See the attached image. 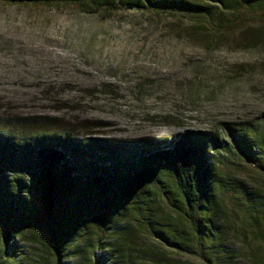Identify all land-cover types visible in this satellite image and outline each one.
Listing matches in <instances>:
<instances>
[{"label":"trees","instance_id":"trees-1","mask_svg":"<svg viewBox=\"0 0 264 264\" xmlns=\"http://www.w3.org/2000/svg\"><path fill=\"white\" fill-rule=\"evenodd\" d=\"M74 6L109 17L121 10L180 15L215 36L264 24V0H0ZM236 11L232 21L222 20ZM39 125V124H37ZM257 126L172 137L112 138L43 125L0 130V264H23L26 241L42 264H133V228L203 264H233L222 213H244L253 237L264 201L240 179L243 161L264 170ZM241 165V166H239ZM163 257V256H162Z\"/></svg>","mask_w":264,"mask_h":264},{"label":"rangeland","instance_id":"rangeland-1","mask_svg":"<svg viewBox=\"0 0 264 264\" xmlns=\"http://www.w3.org/2000/svg\"><path fill=\"white\" fill-rule=\"evenodd\" d=\"M225 121L257 126L264 137V24L215 36L180 15L0 3V130L55 124L82 136L170 138ZM242 164L231 175L264 201V170ZM243 214H221L233 264H264V220L253 237ZM132 232L133 264H203ZM24 249L23 264H42L36 246Z\"/></svg>","mask_w":264,"mask_h":264}]
</instances>
